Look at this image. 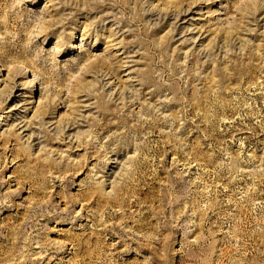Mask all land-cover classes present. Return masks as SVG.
<instances>
[{
	"label": "rangeland",
	"instance_id": "obj_1",
	"mask_svg": "<svg viewBox=\"0 0 264 264\" xmlns=\"http://www.w3.org/2000/svg\"><path fill=\"white\" fill-rule=\"evenodd\" d=\"M0 264H264V0H0Z\"/></svg>",
	"mask_w": 264,
	"mask_h": 264
}]
</instances>
